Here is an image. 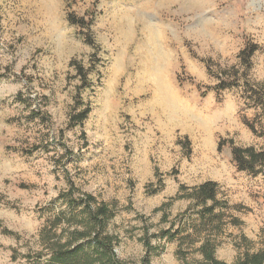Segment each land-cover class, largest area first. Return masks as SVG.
<instances>
[{"label":"rangeland","instance_id":"1","mask_svg":"<svg viewBox=\"0 0 264 264\" xmlns=\"http://www.w3.org/2000/svg\"><path fill=\"white\" fill-rule=\"evenodd\" d=\"M245 78L264 82V0H0V264H46L41 233L72 192L114 209L127 264L204 263L207 239L227 264L264 251V177L239 172L228 144L264 146L243 122ZM79 99L92 113L71 128ZM207 181L219 231L169 241L198 223L181 188Z\"/></svg>","mask_w":264,"mask_h":264},{"label":"trees","instance_id":"2","mask_svg":"<svg viewBox=\"0 0 264 264\" xmlns=\"http://www.w3.org/2000/svg\"><path fill=\"white\" fill-rule=\"evenodd\" d=\"M70 21L73 25H79L88 30L92 25L85 18L74 19L71 17ZM86 42L90 45L93 44L92 39L86 40ZM257 50V46L247 47L240 53L239 59L248 63ZM77 73L86 88L88 73L85 68L78 64ZM237 73L234 72L233 75L228 76L226 74V76L221 77L220 83L216 87L217 92L221 93V91L230 89L234 84L233 81H236ZM238 88L239 90L241 88L245 106L255 110L254 118H244L243 122L255 137L264 139V82L253 83L245 78ZM91 113V106L79 99L72 108L69 126L71 128L80 126L89 118ZM38 116L43 119L46 118V122H49L50 118L47 115L43 117V114H38ZM228 144L231 148L232 161L239 172L253 177H264V146L259 149L255 146H238L233 141ZM223 145L225 143H221V146ZM188 190L187 187L183 186L181 188L182 194L178 196V199L194 202L196 213L199 215L198 223L192 226L194 233L187 234L182 230H174L167 232L166 237L169 241L177 239L180 243H188L189 246H194L196 242L192 239L194 235H200L204 230L219 231L216 230L215 226L223 220V203L217 199L219 184L215 182L207 181L191 191ZM64 202L68 203L69 213L60 212L54 215L41 233L43 245L47 250L45 255L49 257L46 264H127L120 261L116 253L119 237L108 232V225L115 216L113 208L111 209L105 202H99L91 194H85L77 199L74 192L68 193L64 197ZM67 222L70 228H63ZM145 247L150 252L154 250L149 240L145 241ZM215 247L209 239L202 244L200 252L205 261L200 264H227L216 259ZM143 262L144 264H152L149 255L144 257ZM236 264H264V251L246 253Z\"/></svg>","mask_w":264,"mask_h":264}]
</instances>
